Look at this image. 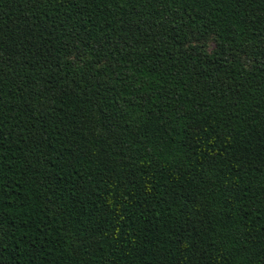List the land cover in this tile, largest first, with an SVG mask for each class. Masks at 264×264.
<instances>
[{
	"label": "trees",
	"instance_id": "obj_1",
	"mask_svg": "<svg viewBox=\"0 0 264 264\" xmlns=\"http://www.w3.org/2000/svg\"><path fill=\"white\" fill-rule=\"evenodd\" d=\"M0 264H264V0H0Z\"/></svg>",
	"mask_w": 264,
	"mask_h": 264
}]
</instances>
